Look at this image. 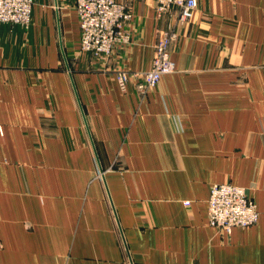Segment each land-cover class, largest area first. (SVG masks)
I'll return each instance as SVG.
<instances>
[{
    "label": "crops",
    "instance_id": "crops-1",
    "mask_svg": "<svg viewBox=\"0 0 264 264\" xmlns=\"http://www.w3.org/2000/svg\"><path fill=\"white\" fill-rule=\"evenodd\" d=\"M0 24V264H264V0H197L152 90L154 0L127 46L80 51L74 0H33ZM246 189L249 228L208 225L211 186Z\"/></svg>",
    "mask_w": 264,
    "mask_h": 264
},
{
    "label": "built area",
    "instance_id": "built-area-1",
    "mask_svg": "<svg viewBox=\"0 0 264 264\" xmlns=\"http://www.w3.org/2000/svg\"><path fill=\"white\" fill-rule=\"evenodd\" d=\"M156 18L173 16L159 32L153 48L149 70L141 74L118 71L115 74L120 89L124 92L135 78L141 80L137 88L154 89L161 78L174 72L170 58V44L176 39V27L189 25L197 12V0H154ZM33 0H0V24H9L27 29L32 20ZM80 38L79 49L93 57H109L113 49L122 44L127 46L130 36L127 24L133 15L128 7L117 0H74ZM259 212L248 196L246 189L230 183L211 186L207 200L208 225L219 233L230 234L233 228L246 229L258 222ZM122 244L125 264H133Z\"/></svg>",
    "mask_w": 264,
    "mask_h": 264
}]
</instances>
